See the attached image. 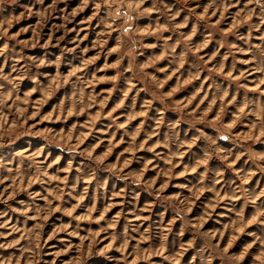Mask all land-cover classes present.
Instances as JSON below:
<instances>
[{
  "label": "rangeland",
  "instance_id": "obj_1",
  "mask_svg": "<svg viewBox=\"0 0 264 264\" xmlns=\"http://www.w3.org/2000/svg\"><path fill=\"white\" fill-rule=\"evenodd\" d=\"M0 264H264V0H0Z\"/></svg>",
  "mask_w": 264,
  "mask_h": 264
},
{
  "label": "bare ground",
  "instance_id": "obj_2",
  "mask_svg": "<svg viewBox=\"0 0 264 264\" xmlns=\"http://www.w3.org/2000/svg\"><path fill=\"white\" fill-rule=\"evenodd\" d=\"M96 8V7H95Z\"/></svg>",
  "mask_w": 264,
  "mask_h": 264
}]
</instances>
